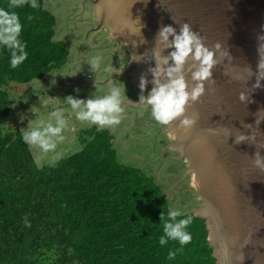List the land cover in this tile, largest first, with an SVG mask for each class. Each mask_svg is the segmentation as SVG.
I'll return each instance as SVG.
<instances>
[{"label": "trees", "instance_id": "16d2710c", "mask_svg": "<svg viewBox=\"0 0 264 264\" xmlns=\"http://www.w3.org/2000/svg\"><path fill=\"white\" fill-rule=\"evenodd\" d=\"M8 3L0 0V7ZM38 3L16 9L28 59L12 69L10 53L0 50V264H217L207 219L192 212L183 214L192 217L191 242L168 259L179 244L159 245L161 216L172 210L167 189L123 163L108 130L83 129L79 151L43 166L21 129L6 130L11 89L23 91L71 58L69 45L56 40L57 16L45 0ZM25 215L31 228L23 225Z\"/></svg>", "mask_w": 264, "mask_h": 264}, {"label": "rangeland", "instance_id": "374dc122", "mask_svg": "<svg viewBox=\"0 0 264 264\" xmlns=\"http://www.w3.org/2000/svg\"><path fill=\"white\" fill-rule=\"evenodd\" d=\"M90 4L92 6L88 5V11H85L84 0H45V8L57 15L56 40L69 45L71 58L66 67L30 84L23 91L17 89L10 91L12 112L5 121L6 130L9 131L27 129L30 122L33 126L41 121L46 122L50 112L55 108L65 109L64 116L69 124L63 133L65 137L63 142L58 143L54 152L47 154L42 153L39 148H31L40 166L79 151L80 132L83 129L92 131L97 128L95 125L76 120L75 113L71 112L70 107L63 101L70 95L87 100L93 95L102 96L107 93L106 86H96L92 89L91 87L96 83L95 78L100 77L99 81H106L114 74L106 79L109 71L106 70L103 74L101 71L105 65H102L95 76L88 65V60L97 54L103 56V61H107L109 57V61H117L121 57V51L118 52L121 42L116 37L122 36V33L116 26L112 30L113 26L108 27L105 24L97 29L98 21L102 19L100 3L92 0ZM90 8L93 10V16ZM81 11L85 12L84 16L81 15ZM67 19L73 23L66 25ZM85 23L88 24L83 31H89L91 28L90 38L97 40L96 43L93 41L92 44L89 34L86 36L83 31L80 32L81 24ZM124 27L125 32L129 31L128 26ZM104 35L112 38L110 40L114 47L101 40V36ZM112 48L115 49L114 52ZM226 48V43H223V50ZM156 51L159 53V48ZM129 53L133 64L134 50L129 48ZM147 58L146 63L132 78L125 77L122 80L127 82L125 101L135 106L126 105L121 123L104 129L115 137V148L120 160L125 164L138 166L150 176H155L157 182L167 189V198L170 200L172 210H179L182 214L201 209L203 201L200 194L203 191L213 200L212 205L216 208L227 241L236 248L235 252L233 251L234 264H261L264 260L261 232L264 228V200L258 194L264 196V182H255L251 161H246L248 156L226 157L221 151L209 150L202 144L205 135L200 136L198 129L195 128L204 119L203 117L198 122L203 114V109L198 108L201 107L198 102L190 103L185 113L198 124L187 128L181 127L179 120L169 125H161L151 117L149 106L141 108L136 105L141 95L140 77L147 76L151 69V56ZM128 68L130 66L123 70ZM147 79L149 84L143 93L145 96L153 87L151 84L153 76L150 74ZM112 82L117 84L119 81L113 79ZM188 83L190 86L193 83L190 77ZM207 84L210 88L209 90L206 88L204 96L211 95L213 82L209 81Z\"/></svg>", "mask_w": 264, "mask_h": 264}, {"label": "water", "instance_id": "95a60500", "mask_svg": "<svg viewBox=\"0 0 264 264\" xmlns=\"http://www.w3.org/2000/svg\"><path fill=\"white\" fill-rule=\"evenodd\" d=\"M95 3H100L102 17L98 21L97 29H100L103 24L108 27L113 26L112 30L116 26L122 33V36L116 38L121 44L133 49L135 53L133 54L134 62L130 68L115 73L109 80L99 81L98 86H106L109 81L113 79L115 81L119 77L132 78L150 56V67L154 68L156 64L152 57V50L156 47L157 33L162 26L168 25L179 31V25L175 21L190 23L193 30L201 35L210 48L220 43L223 50V43H226L227 48L223 50L225 56L220 58L218 54L221 62L213 69L214 83L210 90L211 95H206L204 98L202 96L197 101L201 105L198 108L203 109L198 122L203 117L204 119L195 128L198 129L200 136L205 135L202 144L209 150L221 149L223 154L227 153L225 155L228 156L245 155L248 156L246 161L249 160L250 155L255 157L257 152L255 144L242 143L230 147L229 142H234L233 138L237 133L251 135L247 125H252L257 139L264 143V86L254 88L256 75L250 79L251 70L253 73L258 72L260 57L257 35L264 33V0H95ZM125 6H128L126 11L129 12L128 15L123 11ZM126 18L130 23L135 24V31L132 32L134 36L131 32H125ZM158 48L162 55H169L172 51V49L163 50L162 45ZM105 72L106 70H103L102 73L105 74ZM150 74L149 70L145 77L147 78ZM236 76H240L241 79L234 78ZM261 84L264 85V81H261ZM95 87L96 83L91 89ZM206 88L209 90L208 84ZM241 92L249 96L247 103L240 101ZM126 105L135 106L130 102ZM257 120L262 121L260 125H256ZM198 122L196 121L197 124ZM225 128L232 130L233 135L229 140L223 132ZM209 129L216 130L219 135L211 134ZM239 149L243 151V154ZM261 151L264 152V150ZM253 160L250 161L255 182H264V169L255 167ZM258 196L264 200L263 195L258 194ZM200 199L203 201L201 209L192 213L207 219L210 246L215 250L217 264H234L233 254L236 248L227 241L222 225L219 223L216 208L212 205L213 200L203 191Z\"/></svg>", "mask_w": 264, "mask_h": 264}, {"label": "clouds", "instance_id": "9594fccd", "mask_svg": "<svg viewBox=\"0 0 264 264\" xmlns=\"http://www.w3.org/2000/svg\"><path fill=\"white\" fill-rule=\"evenodd\" d=\"M29 6L33 9L40 7L38 0H9L7 7H0V50L10 53L9 65L16 69L28 59L27 43L22 39L24 24L21 21L20 13L16 9ZM28 20L32 17L28 16ZM175 21V20H174ZM179 31L171 25L162 26L157 33L156 47L152 50V57L156 66L150 69L153 76L151 91L147 96L143 95L149 80L145 76L140 77L139 88L141 95L136 105L150 107L151 117L161 125H169L179 120L181 127H191L196 123L194 118L185 115L186 109L190 103L199 101L206 94V84L212 79L213 69L221 62L220 58L225 56L221 44L216 43L213 47H208L201 35L193 30L190 23H180ZM259 63L256 75V84L254 88H260L264 85V33L257 35ZM162 45L163 50L172 49L169 55H162L156 49ZM218 54L219 57L218 58ZM103 56L97 54L93 56L88 65L95 74L101 70ZM104 70H108L106 67ZM189 77L193 82L191 86L188 83ZM241 79L240 76L234 77ZM96 86L99 80L96 79ZM55 83V82H53ZM107 93L102 96H95L84 100L73 96L66 97L63 101L70 107L71 112L75 113V119L90 125L97 126V130L118 126L121 123L122 113L126 106L125 85L122 88L119 84L109 81L106 85ZM239 99L242 103L249 101V96L241 92ZM65 109L55 108L50 112L46 122H38L35 126L30 122L29 127L21 131V137L24 144L29 148H39L42 153L54 152L58 143L65 139L63 133L68 127V120L64 116ZM183 117V118H182ZM182 118V119H181ZM262 121H256L260 125ZM251 135L237 133L235 135V144L252 143L257 147L253 164L255 167L264 169V156L261 150H264V143L257 139L256 132L252 125H247ZM213 135H219L214 129L208 130ZM224 134L232 137L231 129L225 128ZM39 166V162H37ZM161 216L163 225V234L159 237V245L166 246L169 241H176L179 248L175 251H169L168 259H175L178 252H182L184 247L192 240V234L187 230L192 223L191 216H183L179 210H169ZM179 218V219H178ZM25 228H31L32 224L27 215L22 218Z\"/></svg>", "mask_w": 264, "mask_h": 264}, {"label": "flooded vegetation", "instance_id": "af4514ba", "mask_svg": "<svg viewBox=\"0 0 264 264\" xmlns=\"http://www.w3.org/2000/svg\"><path fill=\"white\" fill-rule=\"evenodd\" d=\"M90 3H92V0H84V4H85V6H86V8H85V11H88V5H91ZM92 6V5H91ZM92 8V7H91ZM90 8V10H91V16H93V10ZM83 14V16H84V14H85V12H83V11H81V15ZM64 15L65 14H63L62 15V17H64ZM57 16V15H56ZM80 16V15H79ZM79 16H78V19H79ZM65 19V18H64ZM93 19V18H92ZM66 25H69V24H72L73 22L71 21L70 22V20L69 19H67L66 20ZM70 22V23H69ZM88 23H85V24H81V26H80V32H82L83 30H85L86 29V25H87ZM83 33H85V35L87 36V34H89V38L91 37L90 36V33H91V28H90V30L89 31H83ZM82 33V34H83ZM111 34V33H110ZM110 39H112V38H108V36L106 37L105 35L104 36H101V40L105 43V44H109V45H112V40H110ZM90 40H92V44H93V41H95V39H93V38H90ZM97 42V40L95 41V43ZM119 45V44H118ZM118 45H117V48H118ZM83 46V45H82ZM113 46V45H112ZM114 47V46H113ZM116 48V49H117ZM119 50H118V52H120L121 51V57L117 60V61H109V58H108V60L107 61H103V64L102 65H105V67L108 69L107 71H109V76H106V79H108L110 76H112L113 74H115V73H118V72H121V71H123V69H125V68H127V67H131V62H132V60H131V58H130V53H129V48L126 46V45H124V44H121V47L120 48H118ZM114 50L115 49H113L112 48V52H114ZM86 53V52H85ZM83 55V54H82ZM77 56V55H76ZM81 58V57H80ZM88 61H90V59L88 60ZM101 72H103V70L101 71ZM104 77V76H103ZM100 77H98V79H99ZM127 78V77H126ZM123 79H125V77H119V78H117L116 80H118L119 82H117V84H119L120 82V84H122L123 86L125 85V84H127V82H123L122 80ZM123 82V83H122ZM98 94H100L101 92H97ZM132 118V117H131Z\"/></svg>", "mask_w": 264, "mask_h": 264}, {"label": "bare ground", "instance_id": "6f19581e", "mask_svg": "<svg viewBox=\"0 0 264 264\" xmlns=\"http://www.w3.org/2000/svg\"><path fill=\"white\" fill-rule=\"evenodd\" d=\"M122 5V4H121ZM124 6V5H123ZM127 7L128 6H125L124 7V9H123V11H125V13L128 15L129 14V12H126L127 11ZM119 8V7H118ZM114 13H116V12H114ZM126 23L127 24H124V26H128V28H129V31L128 32H133L134 33V31H135V27H134V23L132 22V23H130L129 22V20H127L126 21ZM157 50V49H156ZM208 118H209V116H207ZM221 118V117H220ZM234 137V136H233ZM235 139V137L233 138V140ZM231 145H229L230 147H232L234 144H235V140H234V142L233 141H231V142H229ZM219 151H221V149L219 150ZM239 151L243 154V151L242 150H240L239 149ZM222 152V151H221ZM223 153V152H222ZM225 154H227V153H224L223 155H225ZM230 154H232V153H230ZM261 155L263 156L264 155V152H262L261 151ZM226 157H228L227 155H226ZM250 158H249V160H253L254 159V157H251V155L249 156ZM234 159V158H233ZM262 240H263V242H264V228L262 229ZM261 245V244H260ZM260 248V247H259ZM262 250V249H261ZM263 251H264V249H263ZM262 259V258H261ZM261 264H264V260L262 261V263Z\"/></svg>", "mask_w": 264, "mask_h": 264}]
</instances>
